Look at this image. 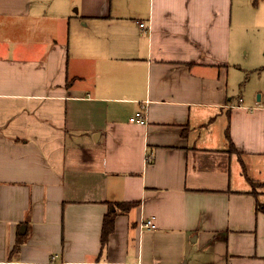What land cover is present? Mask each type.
Returning <instances> with one entry per match:
<instances>
[{
  "label": "crops",
  "instance_id": "obj_1",
  "mask_svg": "<svg viewBox=\"0 0 264 264\" xmlns=\"http://www.w3.org/2000/svg\"><path fill=\"white\" fill-rule=\"evenodd\" d=\"M239 3L0 0V264H264Z\"/></svg>",
  "mask_w": 264,
  "mask_h": 264
},
{
  "label": "rangeland",
  "instance_id": "obj_2",
  "mask_svg": "<svg viewBox=\"0 0 264 264\" xmlns=\"http://www.w3.org/2000/svg\"><path fill=\"white\" fill-rule=\"evenodd\" d=\"M238 5L241 14L236 21L235 31L237 33L238 58L240 63H242L240 65H245L247 67L261 65V63H264L263 48L262 50L259 49L256 53H254L251 48L254 45L256 46L261 38L264 39V0H240ZM247 49H249V55L246 54ZM262 66H264V64L258 67L261 68ZM237 74H240L239 71H237ZM255 80H260L259 76L258 79ZM244 81L245 75L240 82L237 81L235 84L238 95L241 91H247L252 97L256 96V98H258L259 93L257 95L256 90L264 91V80L261 81V83L260 81L254 82L251 76L248 83H246L241 90L240 86Z\"/></svg>",
  "mask_w": 264,
  "mask_h": 264
},
{
  "label": "trees",
  "instance_id": "obj_3",
  "mask_svg": "<svg viewBox=\"0 0 264 264\" xmlns=\"http://www.w3.org/2000/svg\"><path fill=\"white\" fill-rule=\"evenodd\" d=\"M264 70V67L261 68L258 71ZM135 203H118L117 206H120L123 211H128L134 207ZM116 206V205H115ZM116 206V207H117ZM261 208V205L258 204V209ZM114 222H115V215L112 214L111 212L106 216L103 224V232H102V245L105 246L108 242V238L112 234L114 230Z\"/></svg>",
  "mask_w": 264,
  "mask_h": 264
},
{
  "label": "built area",
  "instance_id": "obj_4",
  "mask_svg": "<svg viewBox=\"0 0 264 264\" xmlns=\"http://www.w3.org/2000/svg\"><path fill=\"white\" fill-rule=\"evenodd\" d=\"M140 27L145 28L146 27L145 23H141ZM130 122L138 123L141 125H146L147 120H146V117H144L142 115H136V116L130 118ZM141 228L152 230V229L156 228V224H155L154 220H152V219L144 220L143 222H141Z\"/></svg>",
  "mask_w": 264,
  "mask_h": 264
}]
</instances>
